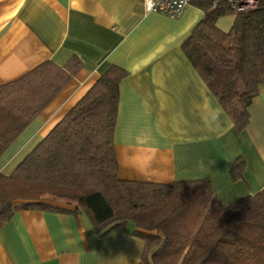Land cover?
<instances>
[{"label":"crops","instance_id":"0c3cea01","mask_svg":"<svg viewBox=\"0 0 264 264\" xmlns=\"http://www.w3.org/2000/svg\"><path fill=\"white\" fill-rule=\"evenodd\" d=\"M142 0H0V86L51 62L80 69L0 156L19 162L111 65L119 83L113 148L121 180L171 184L208 178L223 203L264 189V86L235 130L181 46L202 20L193 3L178 18L145 14ZM242 177L232 179L236 159ZM75 206L66 208L74 210ZM0 227V264H139L133 226L98 237L78 214L18 209Z\"/></svg>","mask_w":264,"mask_h":264},{"label":"trees","instance_id":"16d2710c","mask_svg":"<svg viewBox=\"0 0 264 264\" xmlns=\"http://www.w3.org/2000/svg\"><path fill=\"white\" fill-rule=\"evenodd\" d=\"M215 1L193 0L203 18L181 49L239 132L264 86V0L241 13ZM226 14L233 19L224 32L216 22ZM79 69L76 58L62 67L44 62L0 86V156ZM126 75L111 65L11 174H0V227L18 209L83 212L100 238L131 223L143 242L139 264H264V189L226 204L208 178L159 184L117 177L112 134ZM242 167L236 159L232 179ZM45 196L75 208L52 206Z\"/></svg>","mask_w":264,"mask_h":264},{"label":"built area","instance_id":"2783aa9c","mask_svg":"<svg viewBox=\"0 0 264 264\" xmlns=\"http://www.w3.org/2000/svg\"><path fill=\"white\" fill-rule=\"evenodd\" d=\"M259 0H216L213 3L227 5L233 12L241 13L254 9L258 5ZM193 0H142V11L145 14L159 13L169 18H178L183 10L189 6Z\"/></svg>","mask_w":264,"mask_h":264},{"label":"rangeland","instance_id":"374dc122","mask_svg":"<svg viewBox=\"0 0 264 264\" xmlns=\"http://www.w3.org/2000/svg\"><path fill=\"white\" fill-rule=\"evenodd\" d=\"M232 19H233L232 14H229V15L226 14V15L220 17L216 22L218 29H220L224 32L229 31V28L231 27V24H232ZM44 199H45V202H48V204H50L52 206H58V208L59 207L68 208L71 206H75V203L69 202L66 200H62V199L55 200V199H53L51 197H47V196H45ZM15 203L20 204L21 202L16 201ZM129 226H131L130 223L126 224V227H129Z\"/></svg>","mask_w":264,"mask_h":264}]
</instances>
